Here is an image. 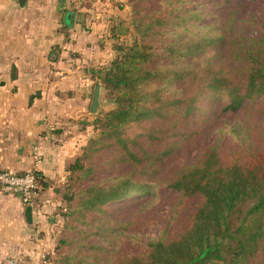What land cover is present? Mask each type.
Segmentation results:
<instances>
[{
    "label": "trees",
    "instance_id": "1",
    "mask_svg": "<svg viewBox=\"0 0 264 264\" xmlns=\"http://www.w3.org/2000/svg\"><path fill=\"white\" fill-rule=\"evenodd\" d=\"M263 2L161 0L152 12L133 11L136 39L113 44L118 55L91 77L111 107L93 122L96 137L84 154L65 162L67 179L53 189L74 203L66 216L74 217L80 238L77 255L62 264H264V35L235 34L239 14ZM59 47L51 48V61ZM224 116L239 120L217 126ZM209 133L217 135L214 144L171 165ZM223 137L244 147L224 153ZM253 138L255 145L245 146ZM103 154L110 158L102 168L126 172L79 189L100 173L92 160ZM10 173L34 177L33 204L51 186L36 168ZM160 190L176 195L166 223L138 240L128 232L130 219L156 205ZM118 202L124 204L107 209ZM143 202L136 213L125 211ZM182 216L185 224L173 231ZM134 241L144 249L124 253Z\"/></svg>",
    "mask_w": 264,
    "mask_h": 264
},
{
    "label": "rangeland",
    "instance_id": "2",
    "mask_svg": "<svg viewBox=\"0 0 264 264\" xmlns=\"http://www.w3.org/2000/svg\"><path fill=\"white\" fill-rule=\"evenodd\" d=\"M160 1L161 0H154V3L149 5V3L139 2V0H92L86 5L85 7L91 10L89 14H91L90 17L92 18V20L89 21L92 30L89 28V30L86 29V31L88 35L92 37V40H85L87 46H82V51L85 56L91 58L93 63H89L90 65H82L81 70H84L83 67H87L86 70H90L89 73L85 75L87 71H83L81 76L73 77L72 79L69 78L66 87H57L54 91L47 90L46 92H41V90H39L40 88L35 87L32 93L28 94H32L31 96H33L32 104L30 105L32 107L30 108V106H28V112H25L23 115L22 124L24 128L26 130L36 129L35 132L39 130L40 134L44 133L45 136H48V138L50 137L54 141L53 144L64 147L66 159H70V161L84 154L89 148L90 141L96 137L97 131L94 130L93 122L97 119H102L103 114L111 107L110 103L105 98L106 91L104 87L98 84L100 87V94L97 109L94 113L91 112L97 86L96 80H91V77H93V74H97L101 67H108L110 62L116 58L118 52L113 49V44L117 41H121L129 45L136 39L131 27L133 11L140 9L143 13L152 12ZM61 2L63 4L64 0ZM81 7L82 9L84 8L83 5L80 6V8ZM89 19L90 18H88V20ZM235 34L245 36L264 35V2L256 3L253 7H249L243 13L239 14L238 23L235 27ZM68 47L70 46L68 45ZM74 59L76 58L73 57V61H71L70 64L75 62ZM59 65L61 67L63 66L62 64ZM46 80H48V82L51 81L50 78H46ZM48 82L44 85L48 86ZM88 83L90 86L88 91L84 89L79 91L80 86H84V84ZM37 90H39V92H36ZM25 94L21 95V100L23 101H21V103L26 106V104L28 105L29 99L26 97L28 95ZM225 119H227V121H231L232 119L239 120V117H221L217 126H221ZM216 136L215 133H209L195 141L193 143L194 145L192 144L186 150L179 152L177 156L172 159L171 165L181 166L192 161L197 157L202 148L215 143L217 139ZM251 144L255 145L254 138L249 139L245 146ZM239 146L244 147L239 141L233 142L230 137L222 138L221 150L224 153H228ZM105 156L107 159L110 158L108 154H103L92 160V165L96 166V169H100V173L81 182L79 189L87 188L98 181L101 182L126 172V169L111 164H107L106 167L102 168V166L105 165L103 164ZM88 162L89 160L86 161V163ZM65 168L66 164H63L64 172L62 177H59L55 183L50 182L51 186L48 189H51V200L53 203L51 210L45 215L42 214L38 223H34L35 225L33 223L27 225L24 218L22 245L16 247L13 244H9L6 254H0V264H62V259L66 256L77 255L79 249H77L76 246L79 244L80 238L72 229V227L77 224L73 222L74 217L66 216L68 212L73 210L74 203L69 204L61 200L53 191L54 188L62 186L66 181L68 174L65 172ZM160 193L163 195H161L160 199L155 203L156 205L146 212L136 213L145 202L136 204L125 210L136 213L130 219H133L134 224L128 228V232L135 235L138 240H148L150 236L160 231L166 223L167 214L175 201L176 195L164 190H160ZM122 204H124V202H118L112 205L113 207H107V209L119 208ZM30 205L33 206V202H31ZM33 207L36 209L35 205ZM185 220L184 216L180 217L173 231L178 226L185 224ZM33 226H35V229H33ZM36 228H43L44 236L37 237ZM14 236V232H12L9 227V243L14 242V239H11ZM134 242L125 245L122 251L124 253H131L138 249H144L143 246L136 241ZM73 264L78 263L74 262Z\"/></svg>",
    "mask_w": 264,
    "mask_h": 264
},
{
    "label": "crops",
    "instance_id": "3",
    "mask_svg": "<svg viewBox=\"0 0 264 264\" xmlns=\"http://www.w3.org/2000/svg\"><path fill=\"white\" fill-rule=\"evenodd\" d=\"M61 1L26 0L25 6L19 7L17 0H0V170L17 173L36 168L54 183L64 172L66 152L39 130L24 128L23 115L32 101L22 105L21 95L32 93L35 87L41 92L66 87L69 78L83 74L82 65L93 63L82 51L85 40H92L86 31L92 30L91 10ZM64 23L68 24L65 32L61 31ZM57 44L60 47L54 62L49 53ZM70 57L76 58L75 62L70 64ZM47 82L49 85H44ZM89 87V83L84 84L79 91ZM51 197L48 189L34 203L36 209L30 206L33 224L51 210ZM25 208L17 198L0 192V254H6L9 244L22 245ZM9 227L15 235L13 243H9Z\"/></svg>",
    "mask_w": 264,
    "mask_h": 264
},
{
    "label": "built area",
    "instance_id": "4",
    "mask_svg": "<svg viewBox=\"0 0 264 264\" xmlns=\"http://www.w3.org/2000/svg\"><path fill=\"white\" fill-rule=\"evenodd\" d=\"M67 1L80 8L87 0ZM35 189L34 177L30 173L19 176L8 171H0V191L19 198L24 205L31 206L30 203L35 197Z\"/></svg>",
    "mask_w": 264,
    "mask_h": 264
},
{
    "label": "water",
    "instance_id": "5",
    "mask_svg": "<svg viewBox=\"0 0 264 264\" xmlns=\"http://www.w3.org/2000/svg\"><path fill=\"white\" fill-rule=\"evenodd\" d=\"M19 7H24L26 4V0H17ZM100 94V87L97 86L94 93V98L92 102L91 112L94 113L97 109L98 99ZM24 218L28 224H32V208L27 206L24 210ZM44 236V232L41 228L37 229V237Z\"/></svg>",
    "mask_w": 264,
    "mask_h": 264
}]
</instances>
